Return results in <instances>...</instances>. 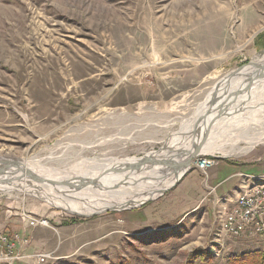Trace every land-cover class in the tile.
<instances>
[{
	"label": "rangeland",
	"instance_id": "374dc122",
	"mask_svg": "<svg viewBox=\"0 0 264 264\" xmlns=\"http://www.w3.org/2000/svg\"><path fill=\"white\" fill-rule=\"evenodd\" d=\"M255 2L0 0V179L13 169L7 182L42 185L46 174L24 171L19 162L51 170L57 178L50 180L68 174L112 188L147 180L146 171L152 170L149 183L156 172L170 174L183 149L193 152L202 143L249 149L243 137L264 136L263 98L242 110L199 107L264 54V0ZM155 40L161 44L154 49ZM199 113L190 126L193 143L183 148L190 128L170 147V158L153 156L167 151ZM235 127L239 134L221 135ZM261 141L244 154L201 152L162 194L118 210L73 213L33 192L0 187V232L28 238L24 254L48 253L41 264H224L227 255L262 251L263 235L220 230L223 205L234 204L241 186L264 185ZM204 156L214 162L206 173L195 165ZM227 164L259 174L230 169L239 185L224 195L213 176ZM29 218L46 223L33 227Z\"/></svg>",
	"mask_w": 264,
	"mask_h": 264
},
{
	"label": "bare ground",
	"instance_id": "6f19581e",
	"mask_svg": "<svg viewBox=\"0 0 264 264\" xmlns=\"http://www.w3.org/2000/svg\"><path fill=\"white\" fill-rule=\"evenodd\" d=\"M250 1H252V0H250ZM259 1L260 0H256V2L253 4L257 5ZM163 34H164V36L159 38V40L161 39L162 41H165V39H167V36H166L165 32ZM160 41L158 44H156V40H155L154 41L155 43H153V45L151 47H154V49H155L156 46L161 44ZM212 91H213V93L210 94L212 97L208 96V98L204 102H202L201 106L199 107V109L201 108L202 111H204V112H205V110H207L208 106H209V109L210 108L211 109H214V108L217 109L218 108L217 110H220V108H222V107L224 108V106H227L230 104H232L230 106H233L234 104H236V106L237 105L239 106V107L237 106L238 109L242 110V109H244V106L246 107L247 104H249V103L252 104L254 101L261 100L262 98L264 99V54H262L259 57H256L255 62H252L251 65L244 72H242L240 75L237 76V78L227 82L224 85L216 87ZM263 99L261 100L263 102L262 104H264ZM244 111H246V110H244ZM199 115H201V113L196 114V115L194 114L193 118L189 122H187L186 124H183L184 126L182 128L181 136H179L178 140H176L172 144L168 145L169 147H168L167 151H165V152L159 151V152L155 153L153 156H155V158L156 157L157 158H159V157H166V158L169 157L170 158V156H169V150H171L170 147H172L174 145H178L181 142H183V140L187 137L188 129L191 128L190 126H192L193 123H197V121L199 120V119H197V117ZM215 115H216V113L213 115V118L215 117ZM228 115H233V114H228ZM226 118H227V116H226ZM230 118H231L230 121H232L234 119V115L231 116ZM224 119L225 118H222L221 121H223ZM217 122L218 121L215 120L213 122V125L217 126V124H216ZM181 124H182V122H181ZM222 124L223 123H221L220 125H222ZM236 124H237V122H236ZM239 125H241V124H238L237 126H239ZM214 126L211 128V130L206 131V133H204V135H202L201 137H197L195 140H199V142H201L203 139H205L204 136L206 134H209L211 131L213 132V130H215V129H213ZM187 127H189V128H187ZM186 128H187V130H185L186 132H183V129H186ZM223 128H224V126H223ZM240 128H241V126H240ZM192 129H193V127L190 130V138L187 142H184L185 146L183 148H187V146H189L190 143H193L194 134H191ZM238 129H239V127L232 128L233 133H231V131H228V129H227V130H224L222 134H221V132H219V134H221V135H224V134L225 135H229V134L235 135V133L239 134L241 131H237ZM196 131H198V130H196ZM255 135H257V134H255ZM255 135L254 136L253 135L252 136L247 135L246 137H243L248 142L249 149L251 146L257 144L258 142H260L261 140L264 139L263 134H261L260 136H255ZM182 136H185V138L184 137L182 138ZM88 146H90V145H88ZM189 149L188 148L183 149V154L177 156L174 164L171 166V167H173V169L179 168L178 171H176V170L174 172L169 171L170 174H168L166 172L164 173V171H162L163 174H158L156 172V174H154V179H152L150 183H149V180L151 178L152 170L149 172L146 171V172L142 173V176L144 175L143 177H146L148 179L147 180L143 179L144 181L140 180V183L139 182L138 183H132L131 182V184H129V182L120 181L119 183L112 185L111 186L112 188H110V186H107L106 184H103V183H99V185L97 184L95 188L92 187L90 184H84L83 189H79V188L75 189V188H72V186L77 187L78 185H82V184H80L81 183L80 181H77V182H75L74 180L71 181L72 178L68 174L65 175V177H60L61 179L50 180V179H48V176H52V175H50L51 173H53L51 170L44 169V171H41V170L37 169V167H32V168L30 167L29 168V165L25 166L19 162H16L15 165H18L24 171L27 170V171L34 173V174H35V172H39V171L44 172L46 174V176H40V178H43L42 179L43 180L42 185H40L41 184V183H39L40 181L37 182L39 184H35V183L31 184L30 183V185H29L26 183L28 181V180L26 181V179H21L22 181L17 182V183L7 182L6 177L8 175H10L11 173L15 172V170L11 169L12 172H8L7 176L1 177L0 182L1 181H3V182L0 183V187H2L4 191H11V190L15 189V190L23 191V192L24 191L25 192L26 191L27 192H33L36 195H38L39 197L47 199L51 204H53L56 207L65 208V209H67L73 213H80V214L88 215V214H92L95 212L104 211L105 209H122L125 207H130L132 205L137 204L138 202L145 201L147 199H154L159 194H161L165 189L170 187L172 185V183H174V180L177 178L178 175H180L179 174L180 172H183L188 168L189 157H193V156H195L201 152H217V153L221 154L222 156H230V155H237L240 153L244 154V152L249 151L248 148H245L242 150V149L237 148V147H233V148L230 147V148L226 149L221 143L220 144H216V143L213 144L212 142H211V144L209 142H206V143H202L201 145H197L196 150L193 152H190ZM2 161H6V160H2ZM152 163L154 164V162H152ZM149 164H151V161ZM152 166L150 168H152ZM7 170H8V168H7ZM3 174L4 173H2L1 176ZM142 176H141V178H142ZM52 177L57 178L56 176H52ZM32 179H30V180H32ZM34 179H36V178H34ZM66 182L69 183L68 186H64L63 183H66ZM134 186H138V187L136 188ZM115 191H116V193H115ZM131 192H137V194L136 195L133 193L130 194ZM76 194H78V195H76ZM116 201H118V202H116Z\"/></svg>",
	"mask_w": 264,
	"mask_h": 264
},
{
	"label": "built area",
	"instance_id": "2783aa9c",
	"mask_svg": "<svg viewBox=\"0 0 264 264\" xmlns=\"http://www.w3.org/2000/svg\"><path fill=\"white\" fill-rule=\"evenodd\" d=\"M213 163L212 159L206 156L198 157L195 161L196 168L205 173ZM221 212L222 233L237 237L248 231L252 235L264 236V185H242L240 192L236 193L234 204L230 208L223 206ZM45 223L28 219V224L33 227ZM28 242V238L18 235L8 238L0 232V264H17L21 259H32L38 264L46 262L50 257L48 253H23V247L27 246Z\"/></svg>",
	"mask_w": 264,
	"mask_h": 264
},
{
	"label": "crops",
	"instance_id": "0c3cea01",
	"mask_svg": "<svg viewBox=\"0 0 264 264\" xmlns=\"http://www.w3.org/2000/svg\"><path fill=\"white\" fill-rule=\"evenodd\" d=\"M234 168H235V165L227 164L223 167L221 166V168L217 167V169L214 172L213 178H215V181H217V183H220L221 191H223L224 195L228 191H230L229 193H231V191H234L236 189L237 185H239V179H238L237 175L236 176L231 175L234 173V171H232L230 169H234ZM235 169L240 171L242 174H245V175H252L253 176V175L259 174V173H257V174L251 173V171H249V169L246 167H240V170L237 168H235ZM224 171H225V173H228V174L225 175L223 178H219L221 173ZM209 176H210V180H211V171L209 173ZM223 206H226V204H224ZM0 223H1V221H0Z\"/></svg>",
	"mask_w": 264,
	"mask_h": 264
},
{
	"label": "trees",
	"instance_id": "16d2710c",
	"mask_svg": "<svg viewBox=\"0 0 264 264\" xmlns=\"http://www.w3.org/2000/svg\"><path fill=\"white\" fill-rule=\"evenodd\" d=\"M224 264H264V250L227 255Z\"/></svg>",
	"mask_w": 264,
	"mask_h": 264
},
{
	"label": "water",
	"instance_id": "95a60500",
	"mask_svg": "<svg viewBox=\"0 0 264 264\" xmlns=\"http://www.w3.org/2000/svg\"><path fill=\"white\" fill-rule=\"evenodd\" d=\"M205 136H206V135H205ZM205 136H204V137H205ZM204 137H203V138H204ZM196 141H197V140H194V144L196 143ZM190 158H191V157H189V159H190ZM188 162H189V160H188ZM178 169H179V168H177L176 171H178ZM185 172H186V170L183 171V172H180V173H179L180 175L177 176V178L174 180V183H172L171 186H173L174 184H176L177 181H179V180L183 177V175L185 174ZM35 176H36V175H35ZM38 178H39V177H38ZM80 182H81L80 184H82V185H84V184H89V183H90V182H88V181H84V180H83V181H80ZM91 185H92V184H91ZM168 188H169V187H168ZM165 190H167V189H165ZM165 190H164V191H165ZM164 191H163V192H164ZM161 194H162V193H161ZM159 195H160V194H159ZM141 202H143V201H141ZM141 202H139V203H141ZM105 210H110V209H105ZM105 210H104V211H105ZM116 210H118V209H116Z\"/></svg>",
	"mask_w": 264,
	"mask_h": 264
}]
</instances>
